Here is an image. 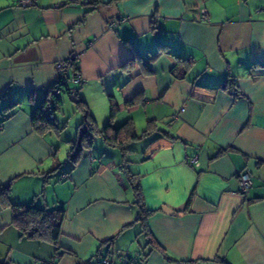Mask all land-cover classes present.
Wrapping results in <instances>:
<instances>
[{"label": "crops", "instance_id": "1", "mask_svg": "<svg viewBox=\"0 0 264 264\" xmlns=\"http://www.w3.org/2000/svg\"><path fill=\"white\" fill-rule=\"evenodd\" d=\"M20 1L0 0V260L264 264V0ZM73 54L81 81L40 133L32 113ZM126 122L138 138L108 145L99 131ZM6 199L63 208L57 242L21 236Z\"/></svg>", "mask_w": 264, "mask_h": 264}, {"label": "trees", "instance_id": "2", "mask_svg": "<svg viewBox=\"0 0 264 264\" xmlns=\"http://www.w3.org/2000/svg\"><path fill=\"white\" fill-rule=\"evenodd\" d=\"M61 87L67 86H65V84L60 81L58 87L55 88L61 89ZM222 88H230V92H232L234 96L238 95L237 88H235V85L231 81H225L222 84ZM59 103L60 100L58 96L55 94H50L49 98L47 96L35 107L32 113V124L36 131L43 133L46 129L56 127L54 123L53 110L57 108ZM131 103H134V100ZM13 105L14 104L11 103L9 104V107H13ZM86 119L88 120V118ZM87 126L89 128L87 130L88 132H83L80 135L79 140L75 141L74 145L69 150L73 157L77 155L78 151L81 149V146L85 144L83 142L88 144L91 143L92 137L89 132L95 131L93 129V122L88 120ZM99 133H101L102 138L108 145L117 146L123 150H127V148L124 146L127 141L138 138L135 131L129 127L128 122L116 128L111 127V125H106L102 130L99 131ZM123 161L126 162L127 160ZM127 179L135 190L136 203L138 204V211L135 221L140 224L142 231L149 235L148 216L150 215L151 211L147 210L143 206L140 186L137 178L131 174H128ZM3 202L12 208V222L18 227L21 236L26 238L48 239L54 244L57 242L63 220V208H38L26 204H13L8 199L3 200ZM149 242H153L151 237ZM0 264H12V262L8 259H3L0 260Z\"/></svg>", "mask_w": 264, "mask_h": 264}, {"label": "built area", "instance_id": "3", "mask_svg": "<svg viewBox=\"0 0 264 264\" xmlns=\"http://www.w3.org/2000/svg\"><path fill=\"white\" fill-rule=\"evenodd\" d=\"M35 0H21L20 4L22 6L32 5ZM68 0H60L55 6H60L62 4H66ZM78 55L73 54L70 55L67 59L59 61L56 63L55 67L56 70L64 73V77L62 78L61 82L65 84V86H69L71 84H77L81 81V76L76 68L72 70V73L69 75V71L71 68L74 67V63L77 62ZM76 67V66H75ZM52 94L58 95L59 89L56 88L52 91ZM75 89L70 88V94H75ZM188 163L191 165H198L197 156H193L189 158ZM239 181H240V192L244 195L248 192L249 188L252 185V180L250 174L247 171H242L239 173ZM100 264H108L106 259H100Z\"/></svg>", "mask_w": 264, "mask_h": 264}, {"label": "rangeland", "instance_id": "4", "mask_svg": "<svg viewBox=\"0 0 264 264\" xmlns=\"http://www.w3.org/2000/svg\"><path fill=\"white\" fill-rule=\"evenodd\" d=\"M69 102H71V101H69L68 99H67V97L65 98V99H63V104L65 105V103H67V104H69ZM73 103V102H72ZM62 104V105H63ZM61 105V106H62ZM62 107H64V106H62ZM69 148V147H68ZM68 148H67V150H68ZM63 152V151H62ZM137 243H138V241H137Z\"/></svg>", "mask_w": 264, "mask_h": 264}, {"label": "water", "instance_id": "5", "mask_svg": "<svg viewBox=\"0 0 264 264\" xmlns=\"http://www.w3.org/2000/svg\"><path fill=\"white\" fill-rule=\"evenodd\" d=\"M163 210H164L165 212H167V213H174L173 211H171V210H169V209H167V208H163Z\"/></svg>", "mask_w": 264, "mask_h": 264}]
</instances>
